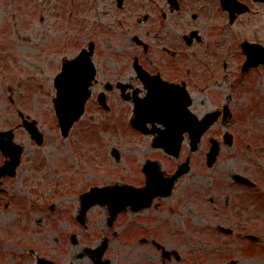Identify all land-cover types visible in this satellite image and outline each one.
<instances>
[{
	"label": "flooded vegetation",
	"instance_id": "af4514ba",
	"mask_svg": "<svg viewBox=\"0 0 264 264\" xmlns=\"http://www.w3.org/2000/svg\"><path fill=\"white\" fill-rule=\"evenodd\" d=\"M46 8L55 30L72 29L77 35L72 42L73 57L63 56L60 62L89 52L93 68L88 99L73 127L80 123L86 130L107 129L109 125L133 129L130 121L138 108L145 113L139 120L141 128L155 131L154 135L141 134L149 138L145 150L150 152L137 162L138 183L120 181L87 187L72 198L77 210L82 194L94 187L120 184L143 188L148 175L164 184L185 159L189 158L191 164L187 130L204 124H209L201 139L208 146L203 160L206 168L210 142L217 141V159L226 150L231 151L221 164L224 171L230 168L223 174L226 196L220 191L217 202L228 211L264 209V61L254 65L259 61L253 59L259 49H264V41L251 20L264 9V0H50ZM43 19L40 16L38 21ZM6 100L12 106H7ZM118 112L123 113V119L114 123L110 114ZM49 115L54 119L53 112ZM103 116L108 117V123L103 122ZM47 119L41 109L21 106L0 90V169L6 166L5 175L0 172V196L19 192L15 188L37 193L44 187L42 153L46 151L47 137L43 125ZM164 130L170 131L169 135H164ZM177 130L187 131L182 135L179 156L155 142L160 137L162 144L176 143ZM183 149L187 155L179 161ZM241 153L245 159L252 157L253 164H241L237 160ZM22 170L31 172L30 178L21 177ZM156 190L168 193L151 199L138 212L128 208L115 217L112 225L108 224L107 205L96 204L88 211L84 224L96 207L106 211L103 225L112 236L116 235L113 226L124 214H141L144 220L155 210L159 220H169L165 217L177 198L175 186L152 191ZM76 215L77 211L73 220L79 224ZM225 217L233 226L256 223L247 219L255 215ZM152 244L160 251L163 264L164 257L170 261L179 258L177 252L165 249L160 242L153 240Z\"/></svg>",
	"mask_w": 264,
	"mask_h": 264
},
{
	"label": "rangeland",
	"instance_id": "374dc122",
	"mask_svg": "<svg viewBox=\"0 0 264 264\" xmlns=\"http://www.w3.org/2000/svg\"><path fill=\"white\" fill-rule=\"evenodd\" d=\"M49 3L50 0H0V90L21 106L39 108L48 115L43 125L47 137L46 151L42 153L44 187L37 193L15 188L19 192L0 196V264H36V257L52 264H94L84 250H93L103 239L107 240L103 261L110 264H163L153 240L177 252V260L163 256L165 264H264V209L228 211L217 202V193L221 191L226 196L223 174L230 168L224 171L221 164L231 151L223 152L215 166L208 169L203 161L208 146L203 142L191 155L189 173L176 182L177 198L165 217L169 220L160 222L154 216L155 210L144 220L141 214H124L113 226L115 236L103 225L106 211L102 208H94L84 226L73 220L77 206L72 198L87 187L120 181L138 183L137 162L149 155L150 151L145 150L149 138L129 127L109 125L107 129L86 130L80 123L67 138L59 136L56 119L49 115L55 91L52 83L63 56L73 57L72 42L77 35L72 29L55 30L46 8ZM40 16L44 22L38 21ZM251 20L264 41V9ZM5 103L12 106L8 100ZM122 114L111 113L109 118L119 123ZM103 118L108 123V117ZM23 140L28 142L25 136ZM114 149L120 155L119 162L111 155ZM186 153L183 149L179 161ZM237 160L253 164L252 157L245 159L244 153L238 154ZM31 174L21 171V177L30 178ZM211 198L215 201L211 202ZM229 214L239 219L255 215L247 219L256 223L233 226L225 217ZM218 226L234 233L225 236ZM245 234L262 241L253 243L243 237ZM72 237L76 243L70 242Z\"/></svg>",
	"mask_w": 264,
	"mask_h": 264
},
{
	"label": "water",
	"instance_id": "95a60500",
	"mask_svg": "<svg viewBox=\"0 0 264 264\" xmlns=\"http://www.w3.org/2000/svg\"><path fill=\"white\" fill-rule=\"evenodd\" d=\"M80 58V57H79ZM253 59L258 60L259 62H254V65H258V63H260V61L262 62V60L264 61V49L261 50L259 49L257 51V55L253 56ZM82 62H84L83 70L81 72L80 75L83 76V79L80 80H76V79H70L68 76L69 75H73L74 72L72 67H74V63L75 61H71L70 63H67L64 65L63 70L61 71V73L55 78L54 80V85L55 88L57 89V97L55 100V115L58 118L59 121V125H60V129L63 133V136H66L67 132L70 130L71 128V124H73V122L80 117L81 113H83V106L84 103L88 97V86L90 85V79L93 76V71H91L92 69L90 68V62H89V54L84 53V55H82ZM90 66V67H89ZM88 67V69H86ZM71 85H74L73 87ZM67 92H74V96H69ZM68 102V103H66ZM72 104V106L70 107V105ZM135 119L133 121H131L133 123V126L138 129L139 127V120L142 116L145 115L144 112L139 111L138 108L137 110H135ZM139 131L143 132V133H153L152 131L146 132V130H144L143 128L139 127ZM182 131H178L177 132V143L176 144H162L161 138L157 137L156 138V142H158L159 145H162L166 152L173 151L174 155L178 154L179 148H180V140H181V136H182ZM204 129H200V130H193V141H192V150L194 151V149L197 148V143L199 142L198 139H200V136L203 134ZM164 135H169V132L167 130L163 131ZM216 147L212 146L209 152V166H211L213 164V162L215 161V157H216ZM18 158V157H17ZM14 156V159H17ZM16 161L13 163V165H16ZM6 166L2 167L0 169V172L2 175H5L4 169ZM186 171H188L187 168V163H185L184 167L179 169L178 172H176V174L174 176H172L170 179H168L167 181H165V183L163 184V181H161L160 179H157L156 177L153 176H147V183L145 184V188L143 190L141 189H136L133 187H124L127 189H124L122 186L121 187H114L112 189H92L88 194L84 195L81 199H82V208L80 211V216H79V220L81 222H83L82 217L85 216L88 208H91V206L93 205V203L98 202L101 204H108L109 205V210L111 213V217H115L117 213H119L120 211H123L125 209L126 206L130 205V207L133 210H139L141 207H143L144 205H147L148 200H150L151 197L156 196L157 194L160 195H164L165 193H168V191L166 192H159V191H152L153 189L157 188V187H167V189L171 190V188L173 187L174 182L184 173H186ZM142 191H144V197L146 198V201L144 203H141L140 206V196H142ZM115 192H118L120 194V198H116L114 196H111L112 194H114ZM122 193H124L125 195L122 196ZM166 195V194H165ZM122 196V197H121ZM129 198V199H128ZM222 231L224 232H229L228 229L226 228H221ZM248 239H251L253 241H257L258 238L252 235L247 236ZM104 249H106V244L102 243L98 248H96L93 251H90V253L92 254V257L95 259L93 260V262H95L96 264H108V262H104L101 263L100 259L103 256L104 253ZM53 262H50L49 260H45V259H41L38 258L37 259V264H52Z\"/></svg>",
	"mask_w": 264,
	"mask_h": 264
}]
</instances>
